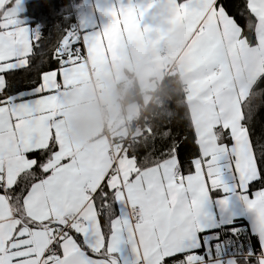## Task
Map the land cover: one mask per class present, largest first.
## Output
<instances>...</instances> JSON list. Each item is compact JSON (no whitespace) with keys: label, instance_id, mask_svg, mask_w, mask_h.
Here are the masks:
<instances>
[{"label":"snow or ice","instance_id":"1","mask_svg":"<svg viewBox=\"0 0 264 264\" xmlns=\"http://www.w3.org/2000/svg\"><path fill=\"white\" fill-rule=\"evenodd\" d=\"M21 2L0 0V264H206L208 205L217 194L227 208L224 192L240 193L259 241L228 264H264V0L112 7L101 28L66 30L55 43L22 23ZM161 7L186 60L182 128L148 164L126 148L73 150L60 96L113 18ZM236 81L256 93L238 117Z\"/></svg>","mask_w":264,"mask_h":264},{"label":"crops","instance_id":"2","mask_svg":"<svg viewBox=\"0 0 264 264\" xmlns=\"http://www.w3.org/2000/svg\"><path fill=\"white\" fill-rule=\"evenodd\" d=\"M32 0H22L18 12L19 19L24 25L34 32H40L41 24H31L25 15L27 3ZM114 7L144 6L149 0H113ZM108 0H82L81 8L76 16L74 26L79 33H89L107 24L111 17L106 15L105 4ZM99 10H102V18ZM121 16L119 20V30L109 28L104 34L103 43L93 55L81 65L79 75L75 81L67 87L65 94L60 96L61 115L63 119V137L73 150H93L97 147L108 149L111 153L119 150V143L113 141V137H118L124 133V127L117 122L110 128L107 114L111 109L117 107L120 100V89L123 91L124 83H128V65L124 57L120 54L126 49H130V61L137 60L142 66V71L133 70V75L138 83L149 84L146 79L156 82L155 89L163 80L164 76L173 71L177 73L185 90V100L187 92L188 77L185 71L186 60L183 46L178 39V23L173 14L163 7L155 9L147 18L141 17L138 21ZM125 37L122 38L121 37ZM114 54V56L112 55ZM135 67H139L133 63ZM150 69V72L147 69ZM173 68V69H171ZM147 71V72H146ZM157 73L155 75L154 73ZM145 77L142 78L141 76ZM98 78V81L95 79ZM238 91V105L236 108L237 117L242 100L247 96L252 84H244L236 81ZM143 99V98H142ZM187 104V101H186ZM188 106V104H187ZM225 108L223 105L218 108V115H223ZM128 119L124 121V126ZM238 122V121H237ZM122 126L120 129L118 127ZM128 165V162L125 161ZM127 168V167H126ZM220 196H228L229 204L227 208L221 210L215 203L217 194H213V199L208 205V209L214 215L208 227L216 229L235 218H245L249 230L254 234V219L245 210V205L240 199L238 192L219 193ZM213 236H206L205 243L210 242ZM259 244V241H258ZM210 246L205 247L201 253L206 264H228L234 257L223 258L222 256L210 257Z\"/></svg>","mask_w":264,"mask_h":264},{"label":"trees","instance_id":"3","mask_svg":"<svg viewBox=\"0 0 264 264\" xmlns=\"http://www.w3.org/2000/svg\"><path fill=\"white\" fill-rule=\"evenodd\" d=\"M81 1L32 0L27 3L25 15L31 24H41L42 29L39 34L43 39L55 43L58 36L63 35L66 30L76 32L74 24L81 8ZM71 7L75 10L73 11ZM24 86L26 87V85ZM250 90L241 102V107L245 111L249 101L256 94L252 85ZM123 91L120 89L121 104L125 106L133 101L139 102L140 112L145 117L141 132L126 140L123 143V148L138 155L143 164H148L160 144L170 138V133L179 131L183 126L187 109L184 87L177 73L169 71L158 88L151 92L152 97L146 105L143 104L142 91L135 77L129 78V85L126 91ZM261 96L264 97V93H261ZM112 139L118 143V137ZM183 139L184 137L181 136V140ZM233 229L236 230L235 234ZM214 230V233L210 235L213 236L210 240V257L222 256L223 251L227 248L225 246L247 250V247L251 245L253 251L258 248V240L249 230L245 218H235ZM216 233L219 234L218 237ZM239 259V257L236 258V260Z\"/></svg>","mask_w":264,"mask_h":264},{"label":"rangeland","instance_id":"4","mask_svg":"<svg viewBox=\"0 0 264 264\" xmlns=\"http://www.w3.org/2000/svg\"><path fill=\"white\" fill-rule=\"evenodd\" d=\"M114 1L113 0H108V2L105 4V8L107 9H110L112 7H114ZM72 10L74 11L75 9L73 7H71ZM99 13H100V16L102 18V10H99ZM106 13V12H105ZM128 18V17H127ZM127 21H130V19H128ZM104 25V23H103ZM111 26H112V29H116V30H119L120 28V25H119V20L116 19V18H113V20L111 21ZM121 37H122V34H121ZM122 38H125V37H122ZM124 59L126 60L125 63L126 65H128V68H129V75L127 73V80H128V83L125 85L124 83V88H123V92L126 91V88L128 87L129 85V78L131 77H135L133 75V70L134 68H136L137 72H141L142 71V66L139 64V62L137 60H135L134 62H131L130 61V49L128 48L127 50L125 49L123 54L120 53ZM112 55L114 56V54L112 53ZM133 63L137 64L139 67H135L133 65ZM148 72H150V69L148 67L147 69ZM146 71V72H147ZM155 75H157V73L155 72L154 73ZM142 78H144L145 80V75L144 77L141 76ZM150 75H148L146 77L147 80H149V84L146 85L147 83H142L143 85L139 86L141 91H142V101H143V104L146 105L149 100L151 99L152 97V91L155 90V86H156V82L154 79H150L149 78ZM119 104H117V107L115 108V112H114V109H111L110 112L107 114V119H108V125L109 127L111 128L113 126V124H116L117 122H119L120 124H122V126L124 127V121L128 119V121H131L133 118L137 117L139 114H140V110H141V105L139 104V102H136V101H133V102H130L128 104H126L125 106H123L119 100L118 102ZM122 126L118 127V129H120ZM117 152V148L115 149ZM121 166L126 168L128 165L125 163L124 160L121 161ZM206 245L207 247L209 248L210 246V242H206Z\"/></svg>","mask_w":264,"mask_h":264},{"label":"built area","instance_id":"5","mask_svg":"<svg viewBox=\"0 0 264 264\" xmlns=\"http://www.w3.org/2000/svg\"><path fill=\"white\" fill-rule=\"evenodd\" d=\"M76 29V32L79 33L77 30V27L74 26ZM173 69V68H171ZM95 81H98V78L95 79ZM144 114L140 112V114L133 118L131 121H128L125 126H124V133L118 136V143H119V149L123 148V143L130 139L131 137L135 136L136 134L140 133L143 124L142 122L144 121ZM116 152H113V156L115 155ZM225 250L223 251L222 257L223 258H229V257H234V258H241L244 256L247 252L253 251V248L251 245L247 247V250H241L232 246H225Z\"/></svg>","mask_w":264,"mask_h":264}]
</instances>
